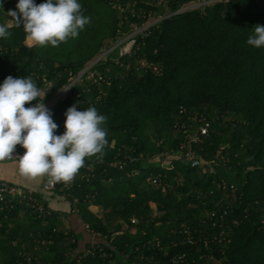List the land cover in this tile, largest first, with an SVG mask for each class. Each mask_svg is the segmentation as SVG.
Here are the masks:
<instances>
[{"label": "trees", "instance_id": "16d2710c", "mask_svg": "<svg viewBox=\"0 0 264 264\" xmlns=\"http://www.w3.org/2000/svg\"><path fill=\"white\" fill-rule=\"evenodd\" d=\"M17 1L0 0V25L10 33L0 41V84L8 76L31 77L40 92L51 84L26 107L50 103L133 26L163 18L130 54L114 58L117 47L91 67L97 81L85 72L49 109L56 135L74 104L106 118L102 159L87 158L55 192L107 236L82 264H172L183 254L186 264H264V47L247 44L264 25V0H217L184 12L209 0H120L126 11L113 7L117 0H77L90 23L59 47L28 46L8 13ZM50 212L39 218L23 203L0 211V264L23 251L34 264H76L89 243L67 227V214Z\"/></svg>", "mask_w": 264, "mask_h": 264}, {"label": "clouds", "instance_id": "9594fccd", "mask_svg": "<svg viewBox=\"0 0 264 264\" xmlns=\"http://www.w3.org/2000/svg\"><path fill=\"white\" fill-rule=\"evenodd\" d=\"M16 8L18 11L8 13L17 27H23L29 47H59L77 38L90 23L77 0H46L38 5L34 0H18ZM9 35L7 27L0 25V37ZM247 44L264 47V25L254 26ZM40 95L31 77L8 76L0 84V161L13 158L19 145L25 150L19 157L21 175L69 185L87 158L102 159L108 145L107 131L102 127L106 118L95 107L78 111L74 104L65 113L64 133L56 135L58 125L43 102L25 106Z\"/></svg>", "mask_w": 264, "mask_h": 264}, {"label": "built area", "instance_id": "2783aa9c", "mask_svg": "<svg viewBox=\"0 0 264 264\" xmlns=\"http://www.w3.org/2000/svg\"><path fill=\"white\" fill-rule=\"evenodd\" d=\"M162 1L168 2V0H162ZM216 1L217 0H209V1H205V2H196V5H199L201 7V6L212 4ZM112 4H113V7H115V8L122 9L124 11L127 10L126 8H124L121 5L120 0L112 2ZM131 4H133V3L131 2L130 5ZM190 4H192V3H190ZM190 4L184 5L179 12L194 10L193 9L194 7H191V8L188 7ZM200 7H198V8H200ZM198 8H195V9H198ZM132 11L135 12V8H132ZM168 16H170V15H168ZM162 19L163 18H161L160 20H162ZM147 22L142 26H138V25L133 26L132 32L129 35L125 36L124 38H121L112 47V49L117 48V47H121V49H120L121 56L126 55V54H130L132 49H133V46L135 45L137 37L145 34V32L148 30L149 27H151L157 23V22H155L154 24L146 25ZM1 38L2 37H0V41H1ZM130 43H131V46H130L129 50L126 51V49H125L126 47H124V46L126 44H130ZM112 49H110L108 51L106 50L105 52H103L101 57L98 60H96V62L94 64H92L91 67H93L100 59L106 58L107 54H109ZM2 50H3V46L0 43V52ZM90 68H89V70H90ZM82 76L83 75H80L78 78H82ZM92 76H93V78H90V79H94V81H97V79L95 77V73ZM98 76H99V74H98ZM77 77H71L70 79L77 78ZM99 79H101L100 76H99ZM75 84H73L70 81V83L64 88V90L66 89L65 91L68 93L70 88ZM208 126H209L208 124L206 126H200L199 130L201 131L202 134H207ZM181 127L185 128L184 125ZM24 151L25 150L21 146L17 145L14 153L12 154L13 158H8V159H5L4 161H16L19 163V157L23 155ZM187 156L193 160V164H192L193 166H199L200 165V161L197 159H194L193 153L189 152V153H187ZM67 186L68 185H65L64 183H54V184L49 183L48 178L44 177L43 190L45 192L55 193L58 190L61 193L64 190V188ZM16 203L25 204L26 207L35 216H37L39 218H46V217L51 215L50 209H48L46 206V202L43 199H41L40 197H38L37 194H35L31 190L23 189L19 186L12 185L6 181L0 180V211H2V212L3 211H11L14 209ZM74 204L75 205L78 204L77 199H74ZM72 213L78 214L77 207L74 210L72 209ZM224 214H227V213L224 212ZM221 218L223 219V215L221 216ZM136 221L137 220L135 219L132 222L136 224ZM83 226H84L83 227L84 231H86V233L89 234V236H90V242H89L88 246L86 247V249L83 250V254L77 259L76 264H82V260L89 258V257H94L97 249L101 250V247H100V245H98V242L107 240V236H104V235H101L100 233L95 232L94 230L91 229L89 224L84 223ZM188 241L190 243H192L189 238L187 239V242ZM156 245H157V247L160 246V248H162L161 241L159 239L156 241ZM107 256L108 255L106 253L103 254L104 258H107ZM170 260H171L172 264H186L187 256H186V254H183V255L176 256V257H172V258H170ZM34 262H35V258H33L32 255H30L27 251H23L22 253L19 254L17 260L13 264H34ZM151 264H160V263L159 262L158 263L157 262L156 263L151 262Z\"/></svg>", "mask_w": 264, "mask_h": 264}, {"label": "crops", "instance_id": "0c3cea01", "mask_svg": "<svg viewBox=\"0 0 264 264\" xmlns=\"http://www.w3.org/2000/svg\"><path fill=\"white\" fill-rule=\"evenodd\" d=\"M0 180L6 181L12 185L19 186L23 189L31 190L41 199H43L51 210L64 215L67 214L65 216L67 219L63 218L64 223H66L67 227L70 230H74L79 236L83 234V237H81V239L85 240L86 243L90 242V236L86 233V231H84V222L82 221L81 217L77 213H72L71 202L68 201L65 196L52 192H45L43 190L44 177H25L21 175L19 171L18 162L3 160L0 161ZM97 209L102 214L101 209Z\"/></svg>", "mask_w": 264, "mask_h": 264}, {"label": "rangeland", "instance_id": "374dc122", "mask_svg": "<svg viewBox=\"0 0 264 264\" xmlns=\"http://www.w3.org/2000/svg\"><path fill=\"white\" fill-rule=\"evenodd\" d=\"M17 3H18V1L17 2H15V4L17 5ZM189 8H191V7H194L193 9H195V8H198V7H200L199 5H196V3H192V4H190L189 6H188ZM15 10H17V8H16V6H15ZM161 18H155V17H151L150 19H149V21L147 22V24L146 25H151V24H154L155 22H158L159 20H160ZM6 23L10 26L11 25V23H10V20L9 19H6ZM130 46H131V43L130 44H126L124 47H126L125 49H126V51H128L129 50V48H130ZM120 52V53H119ZM119 54L121 55V51H120V49L119 48H117V50H115L113 53H112V55H113V57L114 58H119ZM102 55V54H101ZM101 55L100 56H98L96 59H94V60H92L90 63H88L87 65H86V67L84 68V70L79 74V76L80 75H83V73L86 71H88L89 70V68L91 67V65L92 64H94L95 62H96V60H98L100 57H101ZM88 72H90V74L88 73V79H90V78H93V72H91V71H88ZM78 76V77H79ZM73 78V79H70V81L73 83V84H75V83H82V78ZM50 87H51V84H47V87L45 88V90H43L42 92H40L41 93V97H43L48 91H49V89H50ZM66 94H67V92L65 91V90H63V91H61V92H59L58 94H55V96L53 97V99L50 101V103H47V104H45V106L48 108V109H50L54 104H56V102L58 101V100H60V99H63L65 96H66ZM152 208H153V210H154V212L156 211V206L155 205H152ZM90 210H92L96 215H101V213L98 211V209L97 208H94V207H90ZM65 219H67L66 217H65ZM66 224V223H65ZM68 224H69V222H68ZM117 235H119V234H117ZM80 237H83V234H81L80 235Z\"/></svg>", "mask_w": 264, "mask_h": 264}]
</instances>
